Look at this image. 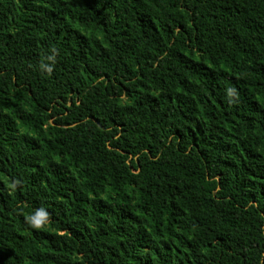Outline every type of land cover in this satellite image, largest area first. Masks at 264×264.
I'll list each match as a JSON object with an SVG mask.
<instances>
[{"label":"trees","instance_id":"1","mask_svg":"<svg viewBox=\"0 0 264 264\" xmlns=\"http://www.w3.org/2000/svg\"><path fill=\"white\" fill-rule=\"evenodd\" d=\"M0 264H264V0H0Z\"/></svg>","mask_w":264,"mask_h":264},{"label":"clouds","instance_id":"2","mask_svg":"<svg viewBox=\"0 0 264 264\" xmlns=\"http://www.w3.org/2000/svg\"><path fill=\"white\" fill-rule=\"evenodd\" d=\"M48 71H51V69H48ZM48 219V212L44 207H40L26 218V224L31 228L40 229L47 224Z\"/></svg>","mask_w":264,"mask_h":264}]
</instances>
